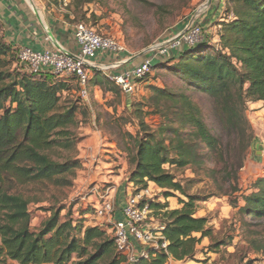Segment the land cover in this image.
Returning <instances> with one entry per match:
<instances>
[{
	"label": "trees",
	"instance_id": "obj_1",
	"mask_svg": "<svg viewBox=\"0 0 264 264\" xmlns=\"http://www.w3.org/2000/svg\"><path fill=\"white\" fill-rule=\"evenodd\" d=\"M70 1L76 12L64 19L75 24L84 20L81 8L95 0ZM221 3L224 13L214 24L217 41L208 34L194 47L153 66L152 71L169 68L185 89L149 87L147 104H134L130 110L140 130L129 136L126 151L133 169L127 185L138 193L154 184L165 192L166 200L175 197L180 206L171 210L167 201L149 202L152 223L163 226L167 247H150L148 258L135 263L117 249L109 226L86 225V216L95 215L94 207L80 206L77 218L72 209L62 216L66 207L49 209L50 217L37 231L31 229L30 201L20 189L73 186L81 160L53 157L61 151L73 153L81 143L73 131L81 102L65 97L72 90L69 77L29 72L20 63L18 50L0 36V264L186 263L194 260L205 239L210 241L209 253L229 247L233 239L215 238L210 219L198 216L200 199L168 167L210 179L238 215L264 221V176L244 189L239 176L255 140L246 117L248 105L264 102V0ZM99 73L93 70L89 84L98 85L99 78H94ZM191 92L208 100L210 124ZM149 114L162 120L157 131L144 121ZM196 181L185 182L190 186ZM250 246L264 253V242Z\"/></svg>",
	"mask_w": 264,
	"mask_h": 264
},
{
	"label": "rangeland",
	"instance_id": "obj_2",
	"mask_svg": "<svg viewBox=\"0 0 264 264\" xmlns=\"http://www.w3.org/2000/svg\"><path fill=\"white\" fill-rule=\"evenodd\" d=\"M32 1L37 4L43 3L61 17L70 14L73 18L76 12V7L70 4V0ZM208 1L95 0L81 8L84 20L72 25L83 23L101 36L114 38L125 45L129 55L136 56L146 52L157 41L179 32L192 20L201 23L204 30L215 40L214 24L221 19L224 8L221 0H212L213 4L214 1L216 5L219 4L216 9L212 6V2L208 5ZM69 5H71L70 8H68ZM209 17L213 20L211 25ZM96 78H99L98 85H94V82L88 85L86 100L79 97L78 86L73 78H70L72 90L65 95L69 99L81 102L77 125L73 131L82 138V141L75 152L61 151L53 158L62 161L71 156L81 160L82 166L76 172L73 186L69 188L49 186L42 191L35 186L20 189V193L30 201L33 231H37L50 217L49 209L66 207L62 216L72 209L73 217L77 218V210L80 206L85 208L97 206L99 202L94 191L102 190L107 186L115 188V213L122 211V207L119 206H123V203L117 200L116 187L125 189L122 193L125 203L128 197L135 193L132 185H127L133 169L126 151L131 144L129 136L135 137L140 130L138 121L130 114L132 105L147 104V99L151 95L149 87L185 89L182 81L174 77L169 68L165 67L152 71L146 81L139 84L136 93L131 96L120 92L105 73H99L94 79ZM192 96H195L204 109L207 124H210L211 106L208 100L203 95ZM144 111H148V108L144 107ZM252 115L253 111L248 105L246 117L252 126L255 139L260 134L264 137V117L257 118V123L261 126L255 128L252 124V119L255 118H251ZM144 121L153 132L157 131L162 123L159 116L150 114L145 116ZM258 163L251 148L244 166V168L250 167V170L243 168L239 174L240 186L243 189L251 185L254 176L261 175L264 167L258 166ZM168 169L178 181H183L190 194L200 199L198 216L210 219L215 238L226 241L233 239L232 244L222 248L218 254L208 252L210 241L205 239L198 247L194 260L183 264H264V253H257L250 246L253 241L259 244L264 242V221L240 216L235 210L225 211L220 201L224 200L228 203V198L219 194L210 179L203 176L195 178L192 171L188 169L177 170L169 167ZM187 179H198V181L188 186L185 182ZM150 192V196L145 198L147 202L168 201L164 197V191L153 186ZM176 195L181 197L178 193ZM171 199L178 202L175 197ZM86 217L87 226L103 223L95 215Z\"/></svg>",
	"mask_w": 264,
	"mask_h": 264
},
{
	"label": "built area",
	"instance_id": "obj_3",
	"mask_svg": "<svg viewBox=\"0 0 264 264\" xmlns=\"http://www.w3.org/2000/svg\"><path fill=\"white\" fill-rule=\"evenodd\" d=\"M77 52L68 54L63 50L36 52L30 48L18 50L20 63L31 73L52 72L61 77L76 79L80 90L79 96L88 98V85L93 70L106 74V77L126 96L134 95L140 80L151 74L153 66L159 61H166L176 52L194 47L208 33L201 23L192 20L182 30L151 45L145 52L144 60L138 65H128L130 58L117 59L110 65L97 64L99 56H128L122 42L114 38L97 34L83 23L74 26ZM264 153V151H263ZM115 188L107 186L94 191L98 205L94 206L95 217L103 221L99 226H109L117 249L129 263H135L140 257L148 258V248L167 247L160 224H153V211L149 202L150 189L130 195L122 209V219H115ZM140 247H138V246Z\"/></svg>",
	"mask_w": 264,
	"mask_h": 264
},
{
	"label": "crops",
	"instance_id": "obj_4",
	"mask_svg": "<svg viewBox=\"0 0 264 264\" xmlns=\"http://www.w3.org/2000/svg\"><path fill=\"white\" fill-rule=\"evenodd\" d=\"M219 5V4H218ZM216 2H212L214 9L218 7ZM210 19V25L213 20ZM215 28V40L217 41V30ZM0 36L4 39L7 45H10L13 49L20 50L22 48H30L36 52H47V51H57L63 50L68 54H74L77 52V45L74 36V25L68 23L64 16H58L55 11L49 7H46L43 3L37 4L32 0H0ZM124 57H129L130 61L128 65H138L140 64L145 56L140 55H129L120 57H103L99 56L95 62L101 65H110L117 59H123ZM249 108L253 111L252 124L255 126H261L257 123V118L264 117V102L249 103ZM263 127V126H262ZM261 129V127H260ZM259 129V130H260ZM253 153L256 156L258 166L264 167V137L260 134L259 137L255 139L253 145ZM245 170H250V167H245ZM261 175L254 176L253 180H256L260 176H264V169L261 171ZM246 180V179H244ZM246 182V181H245ZM156 187L154 184L149 185V189ZM157 188V187H156ZM117 200L123 203L125 206V201L122 199V193L125 189L122 187H116ZM166 202V201H165ZM169 209H178L180 206L178 202L174 199L169 198ZM224 206V210L231 212L232 208L224 200L220 201ZM115 219H122V212L115 213ZM169 264H183L170 260Z\"/></svg>",
	"mask_w": 264,
	"mask_h": 264
},
{
	"label": "water",
	"instance_id": "obj_5",
	"mask_svg": "<svg viewBox=\"0 0 264 264\" xmlns=\"http://www.w3.org/2000/svg\"><path fill=\"white\" fill-rule=\"evenodd\" d=\"M211 2H212V0H209L208 1V5H210L211 4ZM145 54V52L144 53H142V55H144Z\"/></svg>",
	"mask_w": 264,
	"mask_h": 264
}]
</instances>
